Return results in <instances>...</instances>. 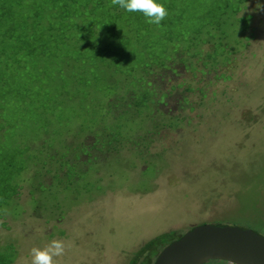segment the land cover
<instances>
[{"label": "rangeland", "instance_id": "1", "mask_svg": "<svg viewBox=\"0 0 264 264\" xmlns=\"http://www.w3.org/2000/svg\"><path fill=\"white\" fill-rule=\"evenodd\" d=\"M45 1L7 0L0 15V264L30 262V249L53 239L68 245L61 264H147L199 224L264 235V0H161L160 26L123 19L128 44L105 67L94 56L92 73L135 76L145 39L174 68H154L167 94L136 117L122 102L105 109V89L122 93L118 73L67 74L84 29L107 35L97 14L70 13L75 30L59 40L47 18L62 9Z\"/></svg>", "mask_w": 264, "mask_h": 264}, {"label": "trees", "instance_id": "2", "mask_svg": "<svg viewBox=\"0 0 264 264\" xmlns=\"http://www.w3.org/2000/svg\"><path fill=\"white\" fill-rule=\"evenodd\" d=\"M2 4L0 6V15H6V8L10 9L14 6V4L7 2V0H2ZM95 3H91V0H46L44 4L47 5V9L52 11L53 9H62V12L59 13V15H52L48 17L47 19L52 21V24L56 23V27L60 30L59 32V40H64L66 37V32L70 31V28L72 27V21L68 18V15L70 13H74V16H77L78 18H81L82 20L86 19L87 14L89 13H95L97 14L94 18V25L98 26H106L107 27V35L101 33L99 36L96 32L98 30H90L84 29L83 32L80 33V38L78 42L76 43L77 47L79 48V55L74 58L73 63L71 65V70L67 73L71 77L74 78V81H80L85 82L83 80V77H79V74H84L86 71H89V73L92 76V80H108L109 82H115V77H122L119 86L117 88L121 87L122 93H115L112 94L113 91L116 89L115 86L112 88L109 87V90L105 89L107 91L104 96L102 97L105 99H108L105 103L107 112L113 107L118 105L119 103H124L127 108L123 110L122 114H128L129 116L136 117V114L131 113H139L140 110H143L145 112L146 110L152 112L151 109H155V106L157 103H160L163 101V97L167 94L163 90L159 88L160 84H156L155 81L151 80L150 76L154 72V68H162L161 71L163 73L165 71L174 72L173 64H171V58H168L167 56H162V59L157 57V53H154L153 51V45L149 40H144V47L141 49V55L142 59L137 61V68L139 70V73L135 76H131L128 71L121 72V69H117L116 67H106L105 69L102 68L99 69L97 74H94L90 71L89 66L94 64V61H97L94 56H96L98 53L100 57V63L105 67L107 63L114 62L115 58L119 55L121 49H123L124 45L128 44V41L122 33L125 32L126 28L124 26L126 25L125 20L131 18L130 14H136L135 18H137L139 15L142 17V13L140 12H134L129 13L127 11V15L123 13L121 8L119 6H113V5H107L104 6L101 4V0L94 1ZM20 5V1L16 2V6ZM119 8V9H118ZM113 9V10H111ZM118 9V10H116ZM116 10V11H114ZM124 11V10H123ZM119 12V13H118ZM105 17L104 19H100L101 17ZM6 18V17H5ZM75 21L78 20V18L74 17ZM46 19V20H47ZM37 24V23H36ZM35 24V25H36ZM73 28V27H72ZM75 28H73V31ZM53 32H49L50 36L52 37ZM96 33V34H95ZM74 34V33H73ZM139 36L138 33H135ZM12 36V35H11ZM46 44L48 43V39L46 38ZM157 43H160L159 41ZM128 49V47H127ZM22 50V48H19V51ZM62 51V44L60 45L59 52ZM154 53V54H153ZM211 52H207V55L211 56ZM154 57L158 59L157 62L151 60V58ZM63 58H65L63 55H61ZM190 56V55H189ZM141 58V57H140ZM68 59V58H65ZM188 60V57H186ZM198 59V58H197ZM108 60V61H107ZM139 62V63H138ZM100 64L99 62H97ZM101 64L99 66H101ZM191 68L194 69L195 66L191 64ZM181 66V65H180ZM183 67H187V61L185 64H182ZM167 69V70H166ZM19 71V69H16ZM62 72V70H60ZM18 73V72H17ZM162 73V74H163ZM42 74V73H41ZM66 74V76H67ZM162 74H158L156 72L157 77H161ZM49 74L46 71H43V75L40 76L41 81H45L46 77ZM60 82H63L62 79H66L65 76H59ZM45 79V80H44ZM48 81V80H46ZM84 87V86H81ZM171 88V86H170ZM74 94V93H73ZM71 95V94H70ZM69 96V95H68ZM67 97V95L65 96ZM99 103V107H103V102ZM120 105V104H119ZM89 107V104L86 105V107H83L84 110H86ZM152 107V108H151ZM104 108V107H103ZM119 113L118 115H120ZM103 114V112H102ZM101 113H97L94 118L101 119ZM106 114V112H105ZM142 114V113H141ZM140 115V114H139ZM98 125L101 124V120H98ZM96 123V122H95ZM97 125V126H98ZM97 126H92L97 127ZM107 127H104L106 129ZM109 129V128H108ZM107 133V132H106ZM109 133V132H108ZM114 135V132H113ZM117 136H112V142L115 140H119V138H116ZM171 233V232H168ZM163 235H168L167 233H162ZM161 236V235H160ZM160 236H157L156 238L150 240L149 243L152 244L153 240H157ZM154 241V242H157Z\"/></svg>", "mask_w": 264, "mask_h": 264}, {"label": "water", "instance_id": "3", "mask_svg": "<svg viewBox=\"0 0 264 264\" xmlns=\"http://www.w3.org/2000/svg\"><path fill=\"white\" fill-rule=\"evenodd\" d=\"M208 260L264 264V235L233 224H199L165 245L152 264H204Z\"/></svg>", "mask_w": 264, "mask_h": 264}, {"label": "clouds", "instance_id": "4", "mask_svg": "<svg viewBox=\"0 0 264 264\" xmlns=\"http://www.w3.org/2000/svg\"><path fill=\"white\" fill-rule=\"evenodd\" d=\"M113 6H119L129 13L140 12L146 18V23L160 26L168 16V10L161 0H111ZM258 9L264 10V6L257 4ZM68 245L62 239H53L43 247L30 249V262L23 264H61L59 258L63 257Z\"/></svg>", "mask_w": 264, "mask_h": 264}, {"label": "flooded vegetation", "instance_id": "5", "mask_svg": "<svg viewBox=\"0 0 264 264\" xmlns=\"http://www.w3.org/2000/svg\"><path fill=\"white\" fill-rule=\"evenodd\" d=\"M260 234V233H259ZM263 235V234H262ZM178 236V235H177ZM181 235H179V237H180ZM175 240V239H174ZM173 241V240H172ZM158 255V254H157ZM156 255V256H157ZM155 256V257H156ZM155 257H154V259H155ZM154 259L153 260H150V258L148 257L147 258V264H152L153 263V261H154ZM128 263H129V261H128ZM127 263V264H128ZM136 263H138V261H137V259H136V261H134L133 263H131V264H136ZM204 264H230V263H228V262H226V261H223V260H208V261H206Z\"/></svg>", "mask_w": 264, "mask_h": 264}]
</instances>
